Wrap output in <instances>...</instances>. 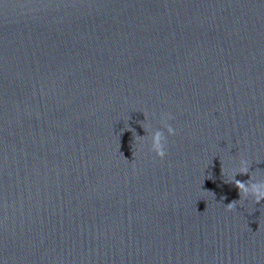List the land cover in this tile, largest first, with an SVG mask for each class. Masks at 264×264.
Returning <instances> with one entry per match:
<instances>
[{"label":"water","instance_id":"water-1","mask_svg":"<svg viewBox=\"0 0 264 264\" xmlns=\"http://www.w3.org/2000/svg\"><path fill=\"white\" fill-rule=\"evenodd\" d=\"M241 160L264 182V0H0V264H264Z\"/></svg>","mask_w":264,"mask_h":264},{"label":"clouds","instance_id":"clouds-1","mask_svg":"<svg viewBox=\"0 0 264 264\" xmlns=\"http://www.w3.org/2000/svg\"><path fill=\"white\" fill-rule=\"evenodd\" d=\"M174 117L171 114H163L161 120L165 122V127L167 130L168 136H175V129L166 121L172 120ZM151 151L155 155L164 160L167 156V137H165L160 131H157L152 137L151 142ZM237 175H249V166L246 160L240 161V167L238 172L233 176V183L235 187L239 190L240 199H247L251 197L256 204L264 202V182H253V178L250 176V179L247 181H240L235 178ZM226 199V197H223ZM237 201L226 205L227 211H234L236 208Z\"/></svg>","mask_w":264,"mask_h":264}]
</instances>
